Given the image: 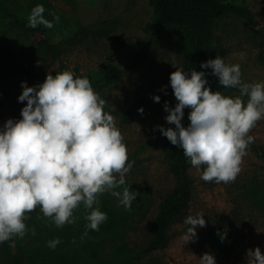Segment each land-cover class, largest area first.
I'll return each mask as SVG.
<instances>
[{
	"label": "rangeland",
	"instance_id": "rangeland-1",
	"mask_svg": "<svg viewBox=\"0 0 264 264\" xmlns=\"http://www.w3.org/2000/svg\"><path fill=\"white\" fill-rule=\"evenodd\" d=\"M224 1L246 5L253 14L251 20L235 16L218 20L217 41L228 51L224 60L240 65L243 81H264V0ZM37 4H47L46 15L53 22L44 32L21 25L27 23ZM0 11L8 24L6 46L29 52L26 72L0 71V126L8 118H20L26 103L17 100L21 81L36 85L46 73L64 70L88 77L106 101L104 110L114 116L124 136L132 162L126 184L138 192L129 210L118 206L117 199L107 192L100 196L99 207L104 212L101 205L108 200L107 206L117 217H124L115 230L116 241L138 256V264L151 257L167 264H200L205 252L215 256L216 264H249L248 249L258 246L264 253V210L256 204L257 197L264 194V119L250 132L255 140L234 181L206 182L196 168L190 169L193 186L184 219L172 227L167 247L143 251L158 205L175 184L165 157L167 138L154 126L171 127L164 119L163 104L167 101L174 107L169 74L183 65V55L173 41L153 36L156 19L149 0H0ZM51 13L59 16V22ZM107 65H114L121 74L107 81ZM152 95H159L160 101L154 102ZM141 107L142 113L137 111ZM196 213L204 215L206 224L186 243L189 225L184 221ZM217 227L224 235L222 247L230 249L223 257L215 255L204 241Z\"/></svg>",
	"mask_w": 264,
	"mask_h": 264
},
{
	"label": "clouds",
	"instance_id": "clouds-1",
	"mask_svg": "<svg viewBox=\"0 0 264 264\" xmlns=\"http://www.w3.org/2000/svg\"><path fill=\"white\" fill-rule=\"evenodd\" d=\"M44 12L43 5H35L27 17L28 27L52 28ZM51 15L59 22L58 15ZM200 68L211 69L220 86L238 89L239 94L211 90L204 71L177 67L169 74L176 103L163 104L164 119L174 127H154L182 150L203 181L227 184L241 172L255 140L250 132L264 119V81H243L240 65L219 55L201 62ZM21 88L17 100L26 103L20 118H8L0 126V243L9 241L14 247L16 238L35 235L25 222L37 208L59 228L74 224L75 212L82 207L86 229L94 231L107 220L99 207L102 194L109 193L118 206L129 210L138 192L126 184L132 167L127 145L90 79L64 70L46 73L36 85L21 81ZM151 99L159 102L160 96ZM185 108L189 109L186 126ZM137 111L142 113L143 108ZM184 222L189 225L186 243L206 224L202 213L189 215ZM60 242L54 237L46 244L55 249ZM247 257L249 264H264L258 246L248 249ZM200 264H216L215 256L203 253Z\"/></svg>",
	"mask_w": 264,
	"mask_h": 264
},
{
	"label": "trees",
	"instance_id": "trees-1",
	"mask_svg": "<svg viewBox=\"0 0 264 264\" xmlns=\"http://www.w3.org/2000/svg\"><path fill=\"white\" fill-rule=\"evenodd\" d=\"M149 5L156 19L153 36H165L175 43L183 55L182 67L186 72L191 69L204 71L211 90H219L225 95L238 92V89L220 86L217 78L211 74V69H201L200 64L216 55L223 59L227 56V48L217 41V22L227 16L251 20L253 14L246 5L232 4L224 0H149ZM43 7L44 16H47V4H43ZM3 17L4 13L0 11V71L10 68L26 72L25 60L29 52L25 48L6 46L8 24H5ZM46 19H49L48 16ZM21 25L28 27L25 21ZM36 29L44 32L46 27L38 25ZM120 74L121 70L114 65L105 67L104 76L107 81ZM183 111L182 124L186 126L189 122V109L185 108ZM128 114L129 112L125 113L127 117ZM166 146L165 157L175 184L158 205L150 229L151 235L143 247L144 252L167 247L172 227L184 219L192 191L190 169L193 166L182 150L172 145L168 139ZM256 204L259 209L264 210V194L257 197ZM107 205L108 200H104L101 205L107 214V220L95 231L86 229L87 221L84 219L82 207L75 212L78 219L74 224H65L59 228L43 217L40 209L32 211L25 223L29 228L35 229V235L29 232L23 238H16L14 247L9 246V241L0 243V264H138V256L116 241L115 230L118 223L125 220L124 217H117ZM85 231L87 235H84ZM54 237H59L61 242L55 249H51L46 242ZM204 241L213 249L215 255L223 257L229 254L230 249L222 247L224 235L220 227H217L213 236H206ZM142 264L167 263L151 257Z\"/></svg>",
	"mask_w": 264,
	"mask_h": 264
}]
</instances>
